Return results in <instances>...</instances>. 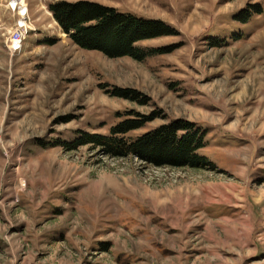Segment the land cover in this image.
<instances>
[{
  "label": "rangeland",
  "instance_id": "374dc122",
  "mask_svg": "<svg viewBox=\"0 0 264 264\" xmlns=\"http://www.w3.org/2000/svg\"><path fill=\"white\" fill-rule=\"evenodd\" d=\"M63 1L163 21L178 35L139 43L142 62L112 59L62 32L49 6ZM257 4L0 0V264H264V13L234 19ZM21 29L15 52L8 41ZM155 112L164 118L132 138L196 123L207 131L200 155L218 172L55 146ZM212 201L230 206L199 211Z\"/></svg>",
  "mask_w": 264,
  "mask_h": 264
},
{
  "label": "trees",
  "instance_id": "16d2710c",
  "mask_svg": "<svg viewBox=\"0 0 264 264\" xmlns=\"http://www.w3.org/2000/svg\"><path fill=\"white\" fill-rule=\"evenodd\" d=\"M49 11L62 32L83 50L97 51L112 59L130 57L138 62L146 58L139 43L165 37L177 36L178 32L163 21L148 20L130 14H120L113 8L90 1L51 4ZM261 5L243 9L234 19L249 23L254 15H262ZM159 52V51H156ZM162 53H167L165 50ZM113 97L139 102L145 106L136 91L115 90ZM164 118L162 113L148 116L131 113L113 126L108 135L79 132L71 142H58L66 152H75L87 146H96L112 159L137 157L156 167L192 168L218 172L217 165L200 155L207 147V131L196 123L178 119L161 125L140 137L132 134L144 129L156 120ZM69 121H66L68 123Z\"/></svg>",
  "mask_w": 264,
  "mask_h": 264
},
{
  "label": "crops",
  "instance_id": "0c3cea01",
  "mask_svg": "<svg viewBox=\"0 0 264 264\" xmlns=\"http://www.w3.org/2000/svg\"><path fill=\"white\" fill-rule=\"evenodd\" d=\"M209 205H212V207H211V210H213V209H215V208H218V206H220V207H222V208H224V207H227V206H230L228 203H226V202H217V201H212V202H206V203H204L203 205H202V207H200V209H199V211H206V210H210V207H209ZM227 209V208H226ZM154 214L152 213V216H153ZM154 217V216H153ZM121 220L122 219H119V221L121 222ZM153 221V220H152ZM161 220H160V218H159V216H156V222H160ZM161 223V222H160ZM240 226H242L241 224H240ZM243 227V226H242ZM251 242H254V240H252ZM220 262V261H219ZM237 262H232V260H225L223 263H220V264H236Z\"/></svg>",
  "mask_w": 264,
  "mask_h": 264
},
{
  "label": "built area",
  "instance_id": "2783aa9c",
  "mask_svg": "<svg viewBox=\"0 0 264 264\" xmlns=\"http://www.w3.org/2000/svg\"><path fill=\"white\" fill-rule=\"evenodd\" d=\"M21 30H18L15 37L11 40V41H14V43H16L15 48L13 49V51H15V52L20 51L22 49L23 42H24L25 36L27 34V32H25L26 30H23V29H21Z\"/></svg>",
  "mask_w": 264,
  "mask_h": 264
},
{
  "label": "bare ground",
  "instance_id": "6f19581e",
  "mask_svg": "<svg viewBox=\"0 0 264 264\" xmlns=\"http://www.w3.org/2000/svg\"><path fill=\"white\" fill-rule=\"evenodd\" d=\"M5 1V0H4ZM9 1V0H8ZM2 3V2H1ZM8 45H10L11 48H14L16 43H14V41H8Z\"/></svg>",
  "mask_w": 264,
  "mask_h": 264
}]
</instances>
